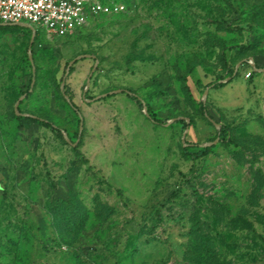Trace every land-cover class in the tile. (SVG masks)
Instances as JSON below:
<instances>
[{
	"label": "rangeland",
	"instance_id": "374dc122",
	"mask_svg": "<svg viewBox=\"0 0 264 264\" xmlns=\"http://www.w3.org/2000/svg\"><path fill=\"white\" fill-rule=\"evenodd\" d=\"M121 1L0 29V264H264V0Z\"/></svg>",
	"mask_w": 264,
	"mask_h": 264
},
{
	"label": "built area",
	"instance_id": "2783aa9c",
	"mask_svg": "<svg viewBox=\"0 0 264 264\" xmlns=\"http://www.w3.org/2000/svg\"><path fill=\"white\" fill-rule=\"evenodd\" d=\"M124 10L121 0H0V23L40 25L49 35L62 37L82 28L96 15H113Z\"/></svg>",
	"mask_w": 264,
	"mask_h": 264
},
{
	"label": "trees",
	"instance_id": "16d2710c",
	"mask_svg": "<svg viewBox=\"0 0 264 264\" xmlns=\"http://www.w3.org/2000/svg\"><path fill=\"white\" fill-rule=\"evenodd\" d=\"M8 28L28 29L26 27L17 26V25H1L0 24V29H8ZM120 92L125 93L130 99L134 100L137 104L142 105L141 100L135 95V93H134V91L132 89H130V88H122V89H120ZM70 102H71V100H70ZM71 105H72L73 109L75 110V113L78 114V109H77L76 105L74 103H71ZM143 106L147 109L148 113H150V118L152 120H154V122H156V123L163 122L162 120L156 118L153 113H151V109H150V106L148 104H143ZM200 112L202 114H204V115H207L208 119H211V117L207 114V111H206V109H205V107L203 105L200 106ZM32 120L42 124L45 127L51 128L55 132V134L57 136H59L61 138L63 137L62 130L60 128L54 127L53 125H51L47 121H44V120H41V119L33 118ZM75 136L79 139L78 140V144H79L80 138H81L80 133L78 131H76L75 132ZM220 141H222L223 143H229L230 142L229 139H227L225 135H222V137H220ZM206 150H209V148H207ZM259 238L262 241V243L264 244V237L259 236Z\"/></svg>",
	"mask_w": 264,
	"mask_h": 264
},
{
	"label": "water",
	"instance_id": "95a60500",
	"mask_svg": "<svg viewBox=\"0 0 264 264\" xmlns=\"http://www.w3.org/2000/svg\"><path fill=\"white\" fill-rule=\"evenodd\" d=\"M1 25H4V24H2V23H0ZM26 27H28L29 29H33L32 27H30V26H26ZM32 42H33V37H32V39H31V44H32ZM31 46V45H30ZM30 61H31V63H32V59H31V57H30ZM118 91H120V89L118 90Z\"/></svg>",
	"mask_w": 264,
	"mask_h": 264
}]
</instances>
